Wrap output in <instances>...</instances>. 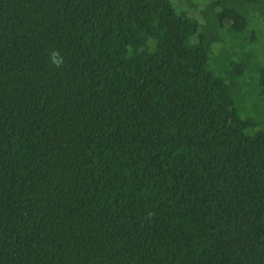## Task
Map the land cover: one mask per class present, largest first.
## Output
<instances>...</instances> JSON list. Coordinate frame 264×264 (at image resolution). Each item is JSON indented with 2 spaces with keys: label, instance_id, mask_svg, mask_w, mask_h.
I'll list each match as a JSON object with an SVG mask.
<instances>
[{
  "label": "trees",
  "instance_id": "obj_1",
  "mask_svg": "<svg viewBox=\"0 0 264 264\" xmlns=\"http://www.w3.org/2000/svg\"><path fill=\"white\" fill-rule=\"evenodd\" d=\"M203 1L0 0V264H264V0Z\"/></svg>",
  "mask_w": 264,
  "mask_h": 264
},
{
  "label": "rangeland",
  "instance_id": "obj_2",
  "mask_svg": "<svg viewBox=\"0 0 264 264\" xmlns=\"http://www.w3.org/2000/svg\"><path fill=\"white\" fill-rule=\"evenodd\" d=\"M197 5H198V10L196 9L195 12H190L192 16L196 17L199 21L200 16H199V10L202 9L204 1L203 0H195ZM178 3V6H185L186 0H176ZM251 25L248 28V34L254 33V36L256 38V43L253 45H248V36H245V38L242 41V46L243 49H238L237 50V55L233 58L235 59L236 57L238 58L237 60H248L250 64H254L257 55L261 54V56H264V21L260 19L258 15H255L253 19H251ZM220 35V34H219ZM222 44H225L222 46L221 51L225 53H228L227 51L231 50V47L237 48L239 42L235 39H232L231 36L227 37L223 34L221 37ZM224 54L222 56H224ZM261 109H259L260 111ZM262 111V110H261ZM256 116V114L253 113V116Z\"/></svg>",
  "mask_w": 264,
  "mask_h": 264
}]
</instances>
